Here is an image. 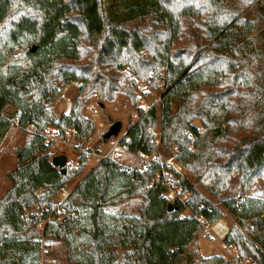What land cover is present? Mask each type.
<instances>
[{
	"label": "trees",
	"instance_id": "1",
	"mask_svg": "<svg viewBox=\"0 0 264 264\" xmlns=\"http://www.w3.org/2000/svg\"><path fill=\"white\" fill-rule=\"evenodd\" d=\"M150 70L165 72L162 149L198 180L208 178L216 195L239 174V201L222 202L235 218L223 242L235 246L239 261L264 264V199L246 195L257 178L264 180V0H0V143L15 123L36 128L16 149L11 184L0 197V264H39L43 238L62 242L69 264H240L189 249L204 224L223 214L184 178L178 184L190 196L168 211L163 187L149 184L162 168L159 157L142 172L100 159L61 210L54 208L88 157L81 153L75 169L56 168L44 129L55 125L61 136L74 129L81 142L95 131L82 114L88 96L96 89L101 104L121 92L137 120L119 144L151 154L157 109L143 110L133 91L137 79L157 88ZM72 81L82 83L78 95L67 114L57 115L52 103ZM172 99L179 104L171 113ZM119 181L126 188L112 194ZM131 197L141 199L134 214L107 215Z\"/></svg>",
	"mask_w": 264,
	"mask_h": 264
},
{
	"label": "rangeland",
	"instance_id": "2",
	"mask_svg": "<svg viewBox=\"0 0 264 264\" xmlns=\"http://www.w3.org/2000/svg\"><path fill=\"white\" fill-rule=\"evenodd\" d=\"M146 23H143L144 25ZM141 25V26H142ZM135 24L127 27V29L135 28ZM151 29V28H150ZM16 54V53H15ZM122 71L126 73L128 77H131L132 74L128 71L127 66L122 67ZM110 72H114L111 70ZM165 72L161 70L158 73L154 71H149V76L157 85V88H150V85L147 81L142 82L140 80H136L135 87L133 88L134 93L138 97V106H140L143 110L147 111L152 105H154L157 109L158 119L156 125L152 128V133L155 138V149L152 151L150 155H152V160L156 157L163 163L162 168L155 173L154 177L150 178V183L155 182V179L160 176L165 179V182L171 184V186H179L178 180L182 178L188 180L199 192V194L206 198L212 205L217 207L223 214L222 220L226 222L229 226L235 224V218L230 213V211L224 207L222 202L226 199L234 198L236 201H239L241 195V184H240V176L237 172L232 173L227 181L226 187L224 190L220 191L217 195L210 190V186L212 185L211 181L207 178L204 181H200L196 178V176L185 166H183L179 161L175 159L174 156L168 154L159 142L160 137V93L164 89L163 82L161 80V76H164ZM82 83L80 81H72L65 86L60 88V93L56 97V99L52 103V108L57 115H61L62 113H68L71 107V104L74 98L78 95L79 88ZM141 91H148L147 96H143ZM96 93L97 97L93 98V94ZM97 102L100 101L99 93L95 89L92 91L90 96H88L83 108L82 114L87 118H92L91 120L94 123L95 131L89 136V138L82 140L81 142L75 138V132L67 136L64 134L61 136L59 131L55 125L47 126L42 134L44 135L45 142L51 143L50 147V155L51 158L55 155H65L66 163L65 167H69L71 169H75L77 167V160L81 153L87 155L88 160L87 164L83 168L80 175L70 179L64 186L63 189L57 193L54 198V208L55 210H61L60 204L63 202L68 193L81 181V179L91 170V168L98 162L100 159L110 150L114 149V151L110 154L114 157L116 163L122 169L127 168L131 169V167L136 166L137 164L143 161V154L137 156L128 155L127 150L123 146L119 145V141L124 137L125 132L128 128L129 123H134L137 120V112L136 108L130 104V100L128 97L121 92L115 94V99L112 102L103 101V107L98 105ZM98 105V112L91 113L92 106ZM179 101L176 99L171 100V113L175 111L178 106ZM119 120L122 123L119 134L116 137H111L110 139L104 140L102 138L104 132L108 129L109 125ZM192 124L198 127L199 136L204 135L205 128L200 124L198 119H194ZM67 130V129H66ZM33 129L31 127H27L25 129L20 128L17 123L13 124L6 134L3 136L2 141L0 143V197L6 192V190L10 187V181L7 179V174L13 171L16 168V149L22 148L25 144L32 138ZM64 140V141H63ZM192 149V145L190 146ZM125 150V151H124ZM170 162L173 164L171 165ZM144 169H140L142 172ZM216 179H219L216 177ZM215 179V180H216ZM126 185L119 181L116 187L111 192L112 194H116L121 190H124ZM182 189V187H181ZM181 195L183 196V201L190 196L189 192H183ZM246 195L252 196L255 198L264 199V180L262 178H257L251 187L246 192ZM141 202L140 197H131L127 198L124 201L120 202L113 208H107L106 213L109 217L117 216V215H132L134 214V209L139 206ZM34 212H39L40 210L35 208ZM184 213H190L186 210ZM50 219H53L50 216ZM44 223L41 222L37 224V228L41 230L43 228ZM244 231V228H241ZM204 231V230H203ZM200 245L202 247V254L208 256L210 254H221L223 253V257L225 259H232L235 263H237V250L233 245H227L231 248V253H227L225 249L221 247V241L217 238L211 237L206 234L205 238L200 235ZM197 249L199 251L198 242H193L189 249ZM240 264H249L247 260H240ZM39 264H69L66 260L65 255V245L57 240L52 239H41L40 246V262Z\"/></svg>",
	"mask_w": 264,
	"mask_h": 264
},
{
	"label": "built area",
	"instance_id": "3",
	"mask_svg": "<svg viewBox=\"0 0 264 264\" xmlns=\"http://www.w3.org/2000/svg\"><path fill=\"white\" fill-rule=\"evenodd\" d=\"M96 97H97V94L94 93L93 98H96ZM96 103L98 104L97 101H96ZM97 104H96V106H94V105L92 106V108L90 110L92 114L98 112L97 108H98L99 104L98 105ZM27 127H31L33 129V132L36 131L35 126L29 125ZM71 132L74 133L75 132L74 129L65 130L64 136L71 134ZM125 150H127V149H125ZM113 151H114V149H110L101 159H107V160L117 162L114 160V157L110 155ZM140 154H142V153H140L139 151H129L128 152V155H130V156H137ZM151 162H152V155L143 154V161L141 163L137 164L136 166L131 167V169L137 170V171H140V169H146L151 164ZM170 164L172 165L173 163L170 162ZM124 169H127V168H124ZM155 182L157 184H160L163 187L162 195L164 196V198L166 199L167 202L173 203L176 200L183 201V196L181 195V193H182L181 187H179L177 185L171 186L170 183L165 182V179H163V177L160 178V176L155 179ZM187 217H189V216L187 215ZM228 231H229V226L226 224V222H224L222 219H218L217 221H215L213 223H205L204 224V231L201 234V236L205 238L206 234H208L209 236L217 238L221 241V240H224ZM220 244H221V247L223 249H225V251L227 253L230 254V247L227 246L226 244H224L223 241H221ZM236 262H239V260L237 259Z\"/></svg>",
	"mask_w": 264,
	"mask_h": 264
},
{
	"label": "water",
	"instance_id": "4",
	"mask_svg": "<svg viewBox=\"0 0 264 264\" xmlns=\"http://www.w3.org/2000/svg\"><path fill=\"white\" fill-rule=\"evenodd\" d=\"M101 107H103V104H100ZM122 123L119 120H116L112 122L108 129L104 132L103 137L105 139H110L111 137H116L119 134V131L121 129ZM66 163V156L65 155H55L51 158V164L54 165L58 169H63ZM167 210H172V203L168 202L167 204Z\"/></svg>",
	"mask_w": 264,
	"mask_h": 264
},
{
	"label": "crops",
	"instance_id": "5",
	"mask_svg": "<svg viewBox=\"0 0 264 264\" xmlns=\"http://www.w3.org/2000/svg\"><path fill=\"white\" fill-rule=\"evenodd\" d=\"M62 114H63V113H62ZM65 114H67V113H65ZM201 237H202V236H201ZM197 242H198V244H199L200 255L206 257L205 255L202 254V251H203V250H202V247H201V245H200V238H198V241H197ZM230 253H231V248H230ZM210 255H213V254H210ZM210 255H208V256H210ZM219 255H223V253H221V254H219Z\"/></svg>",
	"mask_w": 264,
	"mask_h": 264
}]
</instances>
